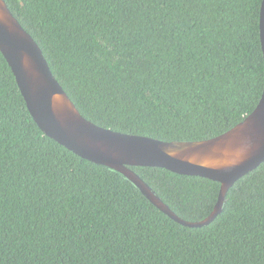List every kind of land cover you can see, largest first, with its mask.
Returning a JSON list of instances; mask_svg holds the SVG:
<instances>
[{"label":"trees","instance_id":"16d2710c","mask_svg":"<svg viewBox=\"0 0 264 264\" xmlns=\"http://www.w3.org/2000/svg\"><path fill=\"white\" fill-rule=\"evenodd\" d=\"M81 114L165 141L215 137L264 90L262 0H6ZM179 217L221 183L133 166ZM0 264H264V162L207 225L179 223L117 172L49 137L0 50Z\"/></svg>","mask_w":264,"mask_h":264},{"label":"water","instance_id":"95a60500","mask_svg":"<svg viewBox=\"0 0 264 264\" xmlns=\"http://www.w3.org/2000/svg\"><path fill=\"white\" fill-rule=\"evenodd\" d=\"M259 28L264 56V0ZM0 50L45 134L83 158L117 172L183 225L200 227L212 222L222 211L231 186L264 162V90L255 109L224 133L203 140L165 141L114 131L84 117L53 74L40 45L6 0H0ZM133 166L162 167L218 181V201L204 219L185 220L171 210Z\"/></svg>","mask_w":264,"mask_h":264}]
</instances>
